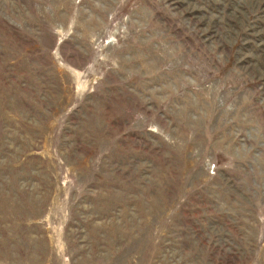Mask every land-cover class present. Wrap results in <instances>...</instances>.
Wrapping results in <instances>:
<instances>
[{"label":"rangeland","instance_id":"obj_1","mask_svg":"<svg viewBox=\"0 0 264 264\" xmlns=\"http://www.w3.org/2000/svg\"><path fill=\"white\" fill-rule=\"evenodd\" d=\"M0 264H264V0H0Z\"/></svg>","mask_w":264,"mask_h":264}]
</instances>
